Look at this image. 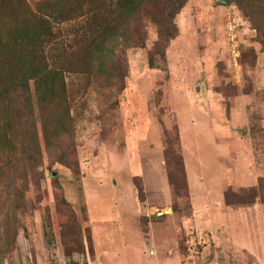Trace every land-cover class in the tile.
Returning <instances> with one entry per match:
<instances>
[{"label": "rangeland", "instance_id": "obj_1", "mask_svg": "<svg viewBox=\"0 0 264 264\" xmlns=\"http://www.w3.org/2000/svg\"><path fill=\"white\" fill-rule=\"evenodd\" d=\"M175 25L141 15L106 73L66 72L62 138L35 111L39 160L13 137L1 264H264V44L238 0H188Z\"/></svg>", "mask_w": 264, "mask_h": 264}, {"label": "trees", "instance_id": "obj_2", "mask_svg": "<svg viewBox=\"0 0 264 264\" xmlns=\"http://www.w3.org/2000/svg\"><path fill=\"white\" fill-rule=\"evenodd\" d=\"M187 1L41 0L34 8L28 0H0V155L6 151V160L12 157L16 152L12 140L18 134L23 143L29 142V161L39 160L35 111L47 144L67 130L65 73H106L109 60L131 44L130 29L141 15L158 27L161 36H173L176 15ZM238 2L264 44L263 0ZM79 19L78 27H70ZM64 34L73 40H61ZM17 200L20 210L22 198ZM9 230L4 251L12 249L17 238V230Z\"/></svg>", "mask_w": 264, "mask_h": 264}, {"label": "water", "instance_id": "obj_3", "mask_svg": "<svg viewBox=\"0 0 264 264\" xmlns=\"http://www.w3.org/2000/svg\"><path fill=\"white\" fill-rule=\"evenodd\" d=\"M218 1L225 5H230L232 3V0H218Z\"/></svg>", "mask_w": 264, "mask_h": 264}, {"label": "crops", "instance_id": "obj_4", "mask_svg": "<svg viewBox=\"0 0 264 264\" xmlns=\"http://www.w3.org/2000/svg\"><path fill=\"white\" fill-rule=\"evenodd\" d=\"M261 51H262V50H261ZM260 53H261V52H260ZM262 53H263V56H264V50H263V52H262ZM258 87H260V85H259Z\"/></svg>", "mask_w": 264, "mask_h": 264}, {"label": "built area", "instance_id": "obj_5", "mask_svg": "<svg viewBox=\"0 0 264 264\" xmlns=\"http://www.w3.org/2000/svg\"><path fill=\"white\" fill-rule=\"evenodd\" d=\"M236 47V45L234 46V48Z\"/></svg>", "mask_w": 264, "mask_h": 264}]
</instances>
